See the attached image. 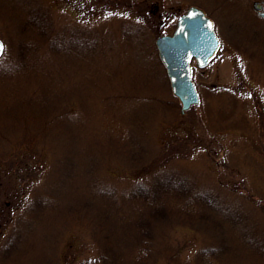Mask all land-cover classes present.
Here are the masks:
<instances>
[{
    "label": "rangeland",
    "instance_id": "374dc122",
    "mask_svg": "<svg viewBox=\"0 0 264 264\" xmlns=\"http://www.w3.org/2000/svg\"><path fill=\"white\" fill-rule=\"evenodd\" d=\"M263 2L1 1L0 61L17 55L21 67L0 73V264H90L102 214L138 213L132 202L99 198L98 184L122 190L155 170L207 190L264 235V32L243 33L264 30ZM191 5L212 20L220 45L204 68L191 62L199 103L180 114L154 40ZM29 6L41 12V27L20 35L15 26ZM46 8L58 31L78 36L59 34L53 51L42 42L52 27ZM201 212L206 227L173 216L154 228L151 264H264L229 211ZM210 247L214 255L196 257ZM132 261L120 253L108 264Z\"/></svg>",
    "mask_w": 264,
    "mask_h": 264
},
{
    "label": "trees",
    "instance_id": "16d2710c",
    "mask_svg": "<svg viewBox=\"0 0 264 264\" xmlns=\"http://www.w3.org/2000/svg\"><path fill=\"white\" fill-rule=\"evenodd\" d=\"M1 1L4 0H0V2ZM44 10L48 11L50 15L48 23L52 24V27L48 30L49 32L42 36V42L44 41L47 44V48H49L51 51L55 49L56 42L59 39V34L72 36L73 38L78 37L67 33V29L64 27H62L61 29L59 27L60 31H58L56 20H52L50 8H46ZM25 13L27 17L25 20H23L24 22L15 26L16 32H18L20 35H23L26 31H35V29L41 27L40 19L42 15L39 10H32V7L29 6V9ZM29 13H31L30 18L28 17ZM246 28L247 31L243 32L244 34H261L264 32L263 29L254 31L251 27L247 26ZM2 40L4 39L2 38ZM235 47L244 55H247L246 51L244 50V46L235 45ZM17 54L21 55V53ZM16 59V61L5 63L3 61H0V73H4V66H8L6 72H10V69L20 68V58L17 57V55ZM217 91L224 92L229 96L228 90L218 89ZM231 94L232 93L230 92V95ZM225 113H227V111ZM63 115H65V112L63 113ZM56 117L54 121H56ZM226 118L227 115L225 119ZM51 128L52 125L47 131L49 132ZM32 131L35 132L34 130ZM108 183V181L105 182V187H101V185L98 184L99 190L97 189V191H99V193H102V195L98 194V197L100 196L99 198H103L106 201H113L114 203L118 201L117 198L132 202L135 207L138 205V213H135V208H132L126 213H122L121 211L116 212L117 210L115 211V208L114 211L117 214L114 213L113 216L109 214H102V220L104 221L102 222V224L94 225L95 229L93 232L94 237L96 236V242H94L96 246H98V254L96 258L92 262H90V264H108L111 260H115V258L119 256L120 253L123 254L126 260H130L133 258V264H151L150 261H153L156 257V253H151L149 255V252H154L153 243L156 239L154 228H157V226L160 224L168 223V221L173 216H175L184 224V217H186V221L189 222V224H192L194 228L195 226L206 227V225H204V222H202L203 220H197L198 217L200 219H204V214H202V212L200 213L201 208L203 207H208L211 213H213V211L217 212L218 210L223 213L229 211L230 216L228 217V219H231L232 223L235 226H245L243 235L246 237V239L243 241V243L253 244L254 247L258 250L262 249V254H264V235L259 230H257L256 226H253L254 223H248L251 225L246 226L247 218L243 217V213H240L238 211L230 212L232 209L229 205H219L216 197L210 194L207 190H198L197 187L193 186L191 183L188 184L187 182H185V180L181 179L175 174H167V172L166 174H164V171L155 170L152 176L148 180H145V183L135 181L129 182V187L123 188L122 190H120V188L117 189L115 186ZM170 199L177 200V202L174 203L176 204L174 207H170L171 205L169 206L170 202L168 200ZM38 201L39 199H37L34 203L36 204ZM103 204H105L104 201L101 203L102 207ZM144 207L146 208L145 211L141 212ZM79 212L80 210L77 212V219H85V217H87L86 214L79 216ZM90 216L91 215H89V217ZM92 218L93 217H91V221ZM93 224L94 223L92 221V225L88 223L86 224V226H88L90 230L92 229ZM211 232L213 235H215H212L215 240L223 239V237L218 234V230L213 231V229H211ZM15 246V244L12 247L10 245L7 246L6 253L8 254V257L14 250ZM210 248L211 249H209L208 253L203 251L204 249H198L196 252V257L200 258L202 254L214 255V251L212 252V247ZM213 248L217 250L220 248V246L218 245L217 247ZM79 264H86V262H81Z\"/></svg>",
    "mask_w": 264,
    "mask_h": 264
},
{
    "label": "water",
    "instance_id": "95a60500",
    "mask_svg": "<svg viewBox=\"0 0 264 264\" xmlns=\"http://www.w3.org/2000/svg\"><path fill=\"white\" fill-rule=\"evenodd\" d=\"M262 6L260 15L264 17V2ZM255 8L260 9L261 5L255 4ZM0 45H3L1 40ZM219 45L212 20L194 5L188 6L177 17L170 35L155 38L156 53L164 67L170 91L180 104V114L199 103V95L192 81L191 62L199 69L204 68L215 57Z\"/></svg>",
    "mask_w": 264,
    "mask_h": 264
},
{
    "label": "snow or ice",
    "instance_id": "6c2138e0",
    "mask_svg": "<svg viewBox=\"0 0 264 264\" xmlns=\"http://www.w3.org/2000/svg\"><path fill=\"white\" fill-rule=\"evenodd\" d=\"M3 50V45H0V52H2Z\"/></svg>",
    "mask_w": 264,
    "mask_h": 264
},
{
    "label": "flooded vegetation",
    "instance_id": "af4514ba",
    "mask_svg": "<svg viewBox=\"0 0 264 264\" xmlns=\"http://www.w3.org/2000/svg\"><path fill=\"white\" fill-rule=\"evenodd\" d=\"M262 11V10H261Z\"/></svg>",
    "mask_w": 264,
    "mask_h": 264
}]
</instances>
